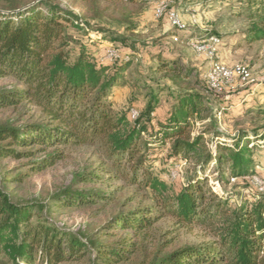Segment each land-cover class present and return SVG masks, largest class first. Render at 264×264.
Listing matches in <instances>:
<instances>
[{"label": "trees", "instance_id": "1", "mask_svg": "<svg viewBox=\"0 0 264 264\" xmlns=\"http://www.w3.org/2000/svg\"><path fill=\"white\" fill-rule=\"evenodd\" d=\"M253 4L248 36L263 40L264 0H253ZM70 27L88 31L59 0H36L21 6L10 1L0 7V79L15 83L0 88V108L32 104L42 118L19 126L0 123V161L29 159L25 163L28 169L7 181L22 182L30 174L54 166L64 158L62 148L99 146L112 163V176L119 175L153 194V204L117 217L115 228L140 234L168 216L184 227L210 228L214 235L213 241L155 255L145 264H264V195L233 203L229 193L213 191L205 175L215 162L220 182L254 176L253 141L245 135L235 143L219 142L215 156L207 152L204 135H194L196 123L207 119V96L195 88L180 89L157 130L160 142L171 144L169 157L195 161L194 175L176 192L154 174L152 166H146L150 142L143 141V134L153 135L151 123L161 106L159 91L150 93L144 110L133 121L130 111H116L112 90L132 62L116 59L113 64L105 63L82 46L73 56ZM109 35L125 42L122 36ZM164 60L160 70L168 71L175 84L189 80L190 70L181 67L180 60ZM82 180L90 179L84 176ZM97 198L112 196L69 189L54 200L58 207H79L93 204ZM46 208L37 201L15 203L0 190V264H63L82 261L90 254L93 264H118L135 252L136 245L127 238L117 241L122 240L123 246L90 243L51 222L43 214Z\"/></svg>", "mask_w": 264, "mask_h": 264}, {"label": "rangeland", "instance_id": "2", "mask_svg": "<svg viewBox=\"0 0 264 264\" xmlns=\"http://www.w3.org/2000/svg\"><path fill=\"white\" fill-rule=\"evenodd\" d=\"M12 1L25 5L36 0H0V7ZM161 0H134L108 2L105 0H59L65 8L86 25L88 31L70 27L72 55L84 47L99 61L113 64L106 58V47L113 44L119 59H130L132 64L123 73V79L113 88L111 100L116 111H130L133 121L149 101L151 92H158L161 106L155 111L153 135L143 134L149 141L146 166L160 179L178 192L196 171L195 161L183 157H169L171 144H162L157 134L159 121L168 114L175 95L182 88H195L206 96L207 119L196 123L194 135H204L207 152L214 156L219 142L235 143L248 136L253 141L252 159L256 174L220 182L215 162L205 171L208 184L218 195L229 193L233 203L247 199L254 201L264 195V39L251 40L248 29L255 11L253 0H168L178 10L187 30L177 32L168 21L155 16ZM260 1V0H256ZM110 33L125 38V42L112 40ZM178 36V41L174 37ZM218 37L219 43L211 42ZM204 46H210V54ZM177 58L180 66L190 70L189 80L177 85L168 71L159 65ZM213 61L227 66L244 65L250 71L247 80L238 79L234 86L222 94L209 89L208 73ZM15 85L10 78L0 79V88ZM136 117L133 118V113ZM38 108L22 104L15 109L0 108V123L19 126L27 121L41 120ZM156 137V138H155ZM243 139H241L242 141ZM64 158L39 173H32L22 182L7 181L28 169V158H4L0 161V190L15 203L37 201L48 210L43 214L59 227L81 235L88 242L123 246L127 238L136 245L129 260L118 264H145L155 255L165 256L180 247L213 241L210 228L184 227L172 217L160 219L149 230L134 234L113 225L117 217L148 204L153 194L143 186L134 185L119 175L112 176V163L99 146L65 147ZM143 153V151L141 152ZM87 176L89 181H83ZM82 189L94 194H109L112 198H97L93 204L62 206L54 197L67 190ZM37 217H34V221ZM130 245V244H129ZM264 256V255H263ZM91 254L82 261L63 264H93ZM94 264H98L97 262Z\"/></svg>", "mask_w": 264, "mask_h": 264}, {"label": "built area", "instance_id": "3", "mask_svg": "<svg viewBox=\"0 0 264 264\" xmlns=\"http://www.w3.org/2000/svg\"><path fill=\"white\" fill-rule=\"evenodd\" d=\"M155 16L157 18H164L168 21L170 26L177 32H184L187 30V24L182 20L178 10L168 0H161L155 8ZM178 36L174 37V40L178 41ZM211 42L219 43L218 37H211ZM208 52L212 54L210 46H204ZM106 58L111 61H115L120 58L119 51L113 44H108L106 47ZM250 78V71L248 68L241 64L233 66H227L219 61H213L208 73V86L209 89L215 93H223L229 87L234 86V83L238 79L247 80ZM133 118L136 117V113H133Z\"/></svg>", "mask_w": 264, "mask_h": 264}]
</instances>
